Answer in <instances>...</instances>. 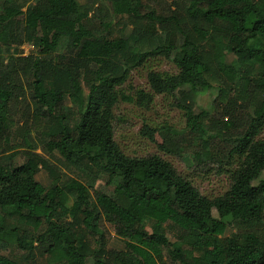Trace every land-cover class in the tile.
<instances>
[{"label":"trees","instance_id":"trees-1","mask_svg":"<svg viewBox=\"0 0 264 264\" xmlns=\"http://www.w3.org/2000/svg\"><path fill=\"white\" fill-rule=\"evenodd\" d=\"M172 1L182 13L160 12L147 0H111V7L35 0L25 10L0 0V155L9 152L0 163V242L12 238L17 246L0 264H85L88 256L93 264H264V0ZM120 14L133 22L130 39L118 31ZM26 39L35 40L34 53L1 55ZM228 53L235 58L228 61ZM173 55L176 71L154 67ZM148 63V89L127 94L132 70ZM27 89L34 107L21 125L26 149L12 151L13 107ZM202 90L213 101L196 111ZM158 95L181 109L185 126L144 123L141 135L190 158L195 171L227 174L221 194H204L159 154L129 155L115 140L116 105L148 110ZM36 121L57 124L42 147L81 169L86 183H62L57 166L35 151ZM40 168L49 185L37 180ZM11 216L25 225H8ZM228 219L242 228L226 235ZM170 222L182 229L175 241L163 230ZM108 231L124 240L122 249L108 246Z\"/></svg>","mask_w":264,"mask_h":264},{"label":"rangeland","instance_id":"rangeland-1","mask_svg":"<svg viewBox=\"0 0 264 264\" xmlns=\"http://www.w3.org/2000/svg\"><path fill=\"white\" fill-rule=\"evenodd\" d=\"M17 5H20L25 8L28 5H31L35 0H13ZM82 7H93L98 2L104 1L110 7L112 6L111 0H77ZM148 3L155 7L158 11L164 13L175 12L180 14L183 11L181 5H177L172 0H147ZM115 23H119L118 31L119 33L127 39H130V35L133 29V22L127 14L115 15ZM161 32L158 35V40L162 41L164 36ZM132 41H129L131 44ZM66 44V39H63L59 44L57 54H61L64 51ZM37 44L35 40L26 39L25 42L21 45L10 47L3 46L1 50V55L5 58L11 54H20L27 55L32 54L36 51ZM174 55L169 59L159 58L153 64L154 67L161 71H176V66L173 61ZM235 57L231 54H227V60L231 61ZM149 70V63L146 65L139 66L134 68L131 72L130 79L123 86L124 91L127 94H133V89L138 87H143L148 89L147 84V72ZM23 77L26 79V74H23ZM186 88H189L186 86ZM213 93L209 90H202L197 94L195 100V110L199 111L201 108H211V103L213 101ZM65 105L71 106V102L66 99ZM34 101L30 94L29 89L26 90L25 98L19 103L14 105L13 117L10 122V127L13 132V150L12 151H23L26 149L22 143V129L21 125L23 120L28 113L29 109H33ZM221 108L216 106L212 109V114L215 117L220 118L222 116ZM115 119H114V129H115V140L120 145L122 150L129 155H146L149 153H157L161 157L170 161L180 172L189 176L194 184L203 192L209 196H216L224 192L229 184V177L227 174H217L216 168L208 172H201L199 170L195 171V168L191 166L189 159L181 158L177 155H171L165 151L159 150L153 143H151L147 138L141 135L140 128L144 123H150L152 125L159 126H168L172 129L181 130L185 126V121L183 113L180 108L175 107L171 104V101L161 95L156 96V100L152 107L148 110L140 109L136 105L126 101H120L114 109ZM56 123H49L44 121H36L32 124L31 127V139L37 145L36 152L40 153L42 157L47 159L49 163L57 166L62 177V183H68L71 180H78L82 183L87 182V178L81 169L75 165L64 162L60 155L55 151L49 154L42 147V143L49 138V133L56 130ZM264 136V129L260 135ZM218 139H212L211 144L216 149H222L223 143L219 142ZM10 151V152H12ZM9 152L3 153L0 155V163L7 161ZM20 155H16L14 160H18ZM264 178V172L261 175ZM37 180H39L43 185H49L51 183V176L47 170L40 168L39 172L36 175ZM97 188L110 192V188L104 186V182L98 180L96 185ZM92 192V191H91ZM71 197H74V194H70ZM94 200V198L92 197ZM214 216H218L216 210H213ZM229 220V221H228ZM228 226L225 230L226 235H230L237 231V229L242 228L241 224L237 221L228 219ZM7 224H17L25 225L17 216H11L7 219ZM155 222L154 220L147 221V229L149 231L154 230ZM165 235L170 241H175L181 232V228L170 222L165 225L163 228ZM108 246L112 248L122 249L124 247V240L119 237L115 232L108 231L107 236ZM16 242L14 239L9 238L5 242H0V255H5L12 257L16 251ZM94 258L88 256L86 258L85 264H93ZM161 264H167V261L161 262Z\"/></svg>","mask_w":264,"mask_h":264}]
</instances>
